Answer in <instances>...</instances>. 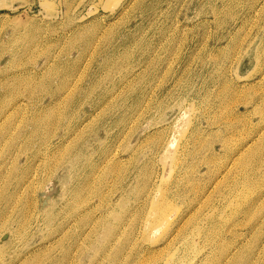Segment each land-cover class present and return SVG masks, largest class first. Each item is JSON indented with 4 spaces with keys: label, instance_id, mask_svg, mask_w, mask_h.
<instances>
[{
    "label": "rangeland",
    "instance_id": "374dc122",
    "mask_svg": "<svg viewBox=\"0 0 264 264\" xmlns=\"http://www.w3.org/2000/svg\"><path fill=\"white\" fill-rule=\"evenodd\" d=\"M0 145V264H264V0H0Z\"/></svg>",
    "mask_w": 264,
    "mask_h": 264
},
{
    "label": "bare ground",
    "instance_id": "6f19581e",
    "mask_svg": "<svg viewBox=\"0 0 264 264\" xmlns=\"http://www.w3.org/2000/svg\"><path fill=\"white\" fill-rule=\"evenodd\" d=\"M177 27V26H176ZM79 36V35H78ZM80 37V36H79ZM93 40V39H92ZM67 55V54H66ZM105 56V55H104ZM67 63V62H66ZM64 65V64H63ZM65 66H66V64H65ZM70 70H71V68H70ZM61 71V70H60ZM54 72V71H53ZM57 72V71H56ZM62 73V72H61ZM73 73V72H72ZM55 74V73H54ZM58 74V73H57ZM66 74V73H65ZM61 77H63V76H61ZM65 79V78H64ZM62 81V80H61ZM43 82V81H42ZM63 82H65V81H63ZM62 82V83H63ZM45 83V82H44ZM61 83V84H62ZM42 84V83H41ZM54 84H56V83H54ZM40 85V84H39ZM48 85V84H47ZM42 86H43V84H42ZM64 86H66V85H64ZM45 87V86H44ZM43 87V88H44ZM58 87H60V84H59V86ZM63 88V87H62ZM66 88V87H65ZM48 88L46 87L45 88V90H47ZM91 89V88H90ZM61 90V89H60ZM63 90V89H62ZM61 90V91H62ZM84 90H86L85 88H84ZM59 94V93H58ZM116 96V95H115ZM68 99H70V98H68ZM144 99V98H143ZM145 100V99H144ZM72 101H70V103H71ZM139 103V102H138ZM148 103V102H147ZM68 104V103H67ZM49 105V104H48ZM57 105V104H56ZM196 105V104H195ZM78 106V105H77ZM42 107V106H41ZM67 107V106H66ZM70 107V106H69ZM44 108V107H43ZM52 108V107H51ZM55 108V107H54ZM68 108V107H67ZM130 108H132V106L130 107ZM199 109V108H198ZM60 110V109H59ZM66 110V109H65ZM72 110V109H71ZM111 110V109H110ZM133 110V109H132ZM199 111V110H198ZM14 112V111H13ZM12 112V113H13ZM35 112V111H34ZM33 112V113H34ZM66 112V111H65ZM64 112V113H65ZM112 112V111H111ZM4 113V112H3ZM26 113V112H25ZM31 113V112H30ZM38 113V112H37ZM11 114V113H10ZM10 114H8V116L7 117H5L6 119L7 118H9L10 117ZM130 114H131V112H130ZM29 115H31V114H29ZM38 115V114H37ZM42 115V114H41ZM54 115H56V113L54 114ZM58 115V114H57ZM65 115V114H64ZM196 115V114H195ZM210 115V114H209ZM4 116V115H3ZM67 116H69V115H67ZM128 116V115H127ZM153 116V115H152ZM43 117H44V115H43ZM51 118H52V114H51V116H50ZM123 117H126L125 115L123 116ZM38 118H41V117H38ZM37 118V119H38ZM63 118V117H62ZM66 118V117H65ZM68 118V117H67ZM150 118H151V116H150ZM29 119V118H28ZM152 119V118H151ZM159 119V118H158ZM33 120V119H32ZM35 120V119H34ZM64 120V119H63ZM62 120V121H63ZM211 120V119H210ZM16 121V120H15ZM28 121V120H27ZM26 121V122H27ZM45 123H46V121L45 120H43ZM65 121V120H64ZM4 122H6L5 120H4ZM3 122V123H4ZM29 122V121H28ZM42 122V121H41ZM16 123V122H15ZM37 123V122H36ZM65 123V122H64ZM25 124V123H24ZM123 124V123H122ZM14 125V124H13ZM16 125V124H15ZM26 125V124H25ZM34 125V124H33ZM38 125V124H37ZM42 125H43V122H42ZM41 125V126H42ZM52 125H54V124H52ZM66 125V124H65ZM133 125V124H132ZM34 126H36V125H34ZM40 126V127H41ZM62 125H60V127H61ZM63 126H64V124H63ZM31 127V126H30ZM39 127V128H40ZM54 127V126H53ZM65 127V126H64ZM67 127V126H66ZM16 128H18V127H16ZM38 128V127H37ZM49 128V127H48ZM103 128V127H102ZM132 128V127H131ZM25 129V128H24ZM34 129H36V127L34 128ZM50 129V128H49ZM64 129V128H63ZM89 129V128H88ZM16 130V129H15ZM37 130V129H36ZM40 130H42V129H40ZM51 130V129H50ZM53 130V129H52ZM51 130V131H52ZM85 130V129H84ZM93 129L91 128V131H92ZM95 130V129H94ZM101 130V129H100ZM12 131V130H11ZM24 131V130H23ZM28 131V130H27ZM26 131V132H27ZM56 131V130H55ZM62 131V130H61ZM60 131V132H61ZM90 131V132H91ZM26 132H25V134H26ZM31 132V131H30ZM32 132H33V130H32ZM37 132V131H36ZM39 132V131H38ZM35 133V132H34ZM40 133V132H39ZM75 133V132H74ZM85 132H83V134H84ZM96 133V132H95ZM104 133V132H103ZM45 134V133H44ZM50 134H52V132L50 133ZM49 134V135H50ZM55 134H56V132H55ZM81 134V133H80ZM10 135V134H9ZM31 134H29V136H30ZM48 135V136H49ZM77 135V134H76ZM85 135V134H84ZM83 135V136H84ZM102 135V134H101ZM11 136V135H10ZM41 136V135H40ZM40 136L39 137H37V138H40ZM46 136V135H45ZM82 136V137H83ZM88 136V135H87ZM103 136V135H102ZM175 136H177V135H175ZM184 136V135H183ZM186 136V135H185ZM21 137V136H20ZM24 137H25V135H24ZM33 137V136H32ZM42 137V136H41ZM47 137V136H46ZM69 137H71V136H69ZM86 137V136H85ZM4 138V137H3ZM10 138V137H9ZM81 138V137H80ZM84 138V137H83ZM177 138V137H176ZM41 139V138H40ZM43 139V138H42ZM57 139V138H56ZM62 139V138H61ZM61 139H60V141L58 140V141H56V142H54V143H51V141H48V140H45V143L44 144H46L45 146V149H46V151H45V153H44V158H42V159H47V158H49L50 157V155H51V153L54 151V150H57V149H59L60 147H62V146H64L65 144H62L61 143ZM82 139V138H81ZM182 139V138H181ZM2 140V139H1ZM29 140V139H28ZM35 140V139H34ZM36 140H38V139H36ZM80 139H78V141H79ZM84 140V139H83ZM18 141V140H17ZM71 141V140H70ZM194 141V140H193ZM36 142V141H35ZM65 142H67V140L65 141ZM176 142V141H175ZM3 143V142H2ZM33 143V142H32ZM6 144V143H5ZM38 144V143H37ZM42 144V143H41ZM89 144V143H88ZM180 144V143H179ZM189 144V143H188ZM70 145H71V143H70ZM70 145L68 146V147H70ZM172 145V144H171ZM1 146V145H0ZM91 146V145H90ZM3 148V147H2ZM12 148V147H11ZM38 148V147H37ZM43 148V147H42ZM77 148H79V147H77ZM168 148V147H167ZM39 149V148H38ZM37 149V150H38ZM44 149V150H45ZM69 149V148H68ZM171 149H173L172 148V146L170 147V149H168V151H167V153H166V155H164V156H166V164H169L170 162H171V159H170V157H168L167 158V155H170V154H172V150ZM36 150V151H37ZM43 150V151H44ZM63 150V149H62ZM70 150V149H69ZM83 150V149H82ZM99 150V149H98ZM41 149H39L38 150V152H37V154L36 155H38V154H40L41 152H43ZM86 151V150H85ZM6 152V151H5ZM163 152V151H162ZM60 154V153H59ZM58 154V155H59ZM66 154V153H65ZM70 154V153H69ZM85 154V153H84ZM53 156V155H52ZM73 156V155H72ZM55 157V156H54ZM53 157V158H54ZM70 157H71V155H70ZM171 157H173V156H171ZM73 158V157H72ZM76 159V158H75ZM163 159V160H164ZM169 159V161L167 162V160ZM51 160V159H50ZM173 160H174V158H173ZM53 162V161H52ZM67 162V161H66ZM74 163V162H73ZM68 164V163H67ZM78 164V163H77ZM80 164V163H79ZM78 164V165H79ZM171 164V163H170ZM169 164V165H170ZM89 165V164H88ZM59 166V165H58ZM39 167V166H38ZM79 167V166H78ZM85 167V166H84ZM88 167V166H87ZM171 167V166H170ZM21 168V167H20ZM41 168V167H40ZM91 168V167H90ZM28 169V168H27ZM49 169V170H48ZM47 170L52 174V173H56L57 172V169H58V167H57V169H56V167L54 166V165H52V163H51V165L49 166V168H48ZM68 169V168H67ZM67 169H64V170H67ZM78 169V168H77ZM21 170V169H20ZM44 170V169H43ZM93 170V169H92ZM22 171V170H21ZM20 171V172H21ZM27 171H29V170H27ZM25 172V170H24V168H23V173ZM60 172V171H59ZM65 172V171H64ZM38 173V172H37ZM25 174V173H24ZM29 174V173H28ZM27 173H26V175H28ZM30 178H31V175H30ZM35 178V177H34ZM25 179H27V178H25ZM24 179V180H25ZM23 180V179H22ZM28 181V180H27ZM21 183V182H20ZM15 184V183H14ZM25 184H26V182H25ZM16 185V184H15ZM14 185V186H15ZM21 186H23V185H21ZM52 186V185H51ZM54 186V185H53ZM26 187V186H25ZM20 188V187H19ZM22 188V187H21ZM53 189H55V188H53ZM178 189V188H177ZM43 193H44V191H43ZM50 193V192H49ZM100 195H102V193L100 194ZM6 197V196H5ZM43 199V198H42ZM7 202H9V200L7 201ZM27 204V203H26ZM39 204H40V202H39ZM46 204H47V202H46ZM7 205V204H6ZM155 205H156V208H158L159 210H164L165 208H166V206H168V204L166 203V200H164L162 197L161 198H158L157 200H156V202H155ZM5 206V205H4ZM22 206H23V204H22ZM48 207V206H47ZM80 208V207H79ZM1 209V208H0ZM23 209V208H22ZM21 209V210H22ZM51 209V208H50ZM49 209V210H50ZM55 209V208H54ZM74 209V208H73ZM1 210H3V209H1ZM0 210V211H1ZM20 210V211H21ZM49 210H48V214L47 215H49ZM75 211V210H74ZM73 211V212H74ZM23 212H25V211H23ZM43 212V211H42ZM2 213V212H1ZM4 213V212H3ZM20 213V212H19ZM44 213H46V212H44ZM24 214V213H23ZM20 215H21V213H20ZM103 216V215H102ZM3 217H5V216H3ZM43 217V216H42ZM158 216L156 215V219L155 220H153V221H150V222H148V227H149V231H150V233H152L153 235H156V236H158L159 234H160V232H161V229H162V225H161V222H158L157 220H158V218H157ZM1 218V217H0ZM51 218V217H50ZM5 219V218H4ZM18 220V219H17ZM47 220V219H46ZM48 220H50L49 218H48ZM52 220H53V217H52ZM2 221H3V218H2ZM2 221H0V222H2ZM13 222V221H12ZM51 222H53V221H51ZM49 223V222H48ZM50 224V223H49ZM185 225L184 224H182V225H178L177 227H176V234H175V236L173 237V239L170 241V245L174 242V238L176 237V236H178L179 234H181L182 232H184L185 231ZM99 228V227H98ZM92 229V228H91ZM96 229H97V227H96ZM89 232H90V230H89ZM87 235H88V233H87ZM80 238V237H79ZM185 248V247H184ZM6 249V248H5ZM186 250V249H185ZM175 259V258H174ZM4 263V262H3ZM8 263V262H7ZM230 263V262H229Z\"/></svg>",
    "mask_w": 264,
    "mask_h": 264
}]
</instances>
